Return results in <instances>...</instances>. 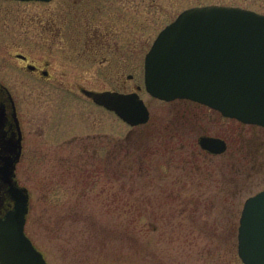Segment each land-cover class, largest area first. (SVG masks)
Listing matches in <instances>:
<instances>
[{
    "label": "rangeland",
    "instance_id": "obj_1",
    "mask_svg": "<svg viewBox=\"0 0 264 264\" xmlns=\"http://www.w3.org/2000/svg\"><path fill=\"white\" fill-rule=\"evenodd\" d=\"M90 1L0 0V81L24 136L16 180L29 193L26 235L47 264H243L237 229L244 201L264 189V129L151 97L143 64L181 11L264 14V0ZM86 29L101 37L97 56L77 55L68 37ZM16 53L48 61L58 82H35ZM79 86L137 92L148 122L130 127ZM202 135L226 140V152L201 150Z\"/></svg>",
    "mask_w": 264,
    "mask_h": 264
},
{
    "label": "water",
    "instance_id": "obj_2",
    "mask_svg": "<svg viewBox=\"0 0 264 264\" xmlns=\"http://www.w3.org/2000/svg\"><path fill=\"white\" fill-rule=\"evenodd\" d=\"M144 86L156 99L191 100L224 117L264 128V14L225 5L183 10L159 32L146 54ZM81 92L129 126L149 119V111L136 92ZM4 120L1 105L0 128ZM17 131L11 145L6 143L10 150L1 157L0 203L8 200L11 208L0 216V264H46L24 232L29 194L16 180L22 138L18 124ZM198 144L211 154L226 150L219 138L201 136ZM237 254L243 264H264V190L244 201Z\"/></svg>",
    "mask_w": 264,
    "mask_h": 264
},
{
    "label": "flooded vegetation",
    "instance_id": "obj_3",
    "mask_svg": "<svg viewBox=\"0 0 264 264\" xmlns=\"http://www.w3.org/2000/svg\"><path fill=\"white\" fill-rule=\"evenodd\" d=\"M87 1H88V6H92V5H90L91 1L90 0H87ZM83 10L84 9H82V11ZM72 13H75V12H72ZM73 18L74 17H72V20H73ZM74 35L75 36H68V37L70 38V40H72V42L75 45H79V44L81 45L80 48H75V50L77 51V53H76L77 55H79V56H81V55L97 56L100 54V52H101V48H100L101 37L98 34H96L94 32H89L88 29H86V31L75 33ZM103 45H104V43H103ZM14 56H15V59L19 61L20 71L34 77L35 82H45V83H57L58 82V81L53 80L52 74L49 71L50 65H49L48 61H45V62H43L42 65H39L38 63L33 61L29 55L16 53V54H14ZM131 78H132V75L127 76V79H131ZM59 83L61 84L62 82H59ZM6 89L8 90L7 86H5L0 81V107L2 105L3 110H4V119H5L3 127L0 128V165H1V157L5 156L6 150L7 151L10 150V146L6 143L8 142L11 145L12 141L17 138V132H18L17 131V124H18L22 138H21V155H20L18 163L16 164V167H17V165L22 160L24 136H23L22 126L20 123V118L18 116L19 108L16 105L12 95H11V97H12L13 103H11L10 99L8 98V94H7ZM125 89H126V87L124 86V87H122L118 90H114V91L119 92V93H128V92L124 91ZM90 91L100 92V91H96V90H90ZM8 92L10 93L9 90H8ZM82 96L94 107L101 108L100 106H97L92 101V99L90 97H87L83 94H82ZM186 101H188V100H186ZM188 102L194 103L191 101H188ZM194 104H197V103H194ZM197 105L203 106L200 104H197ZM14 113H15V115H14ZM14 117H15V119H14ZM222 140H224V139H222ZM224 141H225L226 150H227L228 145H227L226 140H224ZM226 150L224 152H226ZM244 158L245 157H243V159ZM1 192H0V197H1ZM10 208H11V202L10 201L5 200L4 202L0 203V216H2Z\"/></svg>",
    "mask_w": 264,
    "mask_h": 264
}]
</instances>
